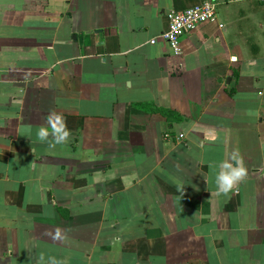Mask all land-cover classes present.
<instances>
[{"label":"crops","instance_id":"crops-1","mask_svg":"<svg viewBox=\"0 0 264 264\" xmlns=\"http://www.w3.org/2000/svg\"><path fill=\"white\" fill-rule=\"evenodd\" d=\"M204 1L0 0V264H264V2L150 42ZM53 110L66 144L36 140Z\"/></svg>","mask_w":264,"mask_h":264},{"label":"clouds","instance_id":"clouds-1","mask_svg":"<svg viewBox=\"0 0 264 264\" xmlns=\"http://www.w3.org/2000/svg\"><path fill=\"white\" fill-rule=\"evenodd\" d=\"M32 128L29 126L26 129V136L31 138ZM72 133L67 126V121L64 116L57 111H50L46 116V124L39 126L35 130L36 140L40 143H49L52 146L63 145L68 143ZM51 138V139H50ZM215 171L214 182L217 186V193L227 196L235 190L248 177V169L242 161L238 151H233L229 158L215 162L209 165ZM53 240L64 239V234L60 228H56L54 232L48 233ZM40 264H63L54 256L45 258L42 252L39 256Z\"/></svg>","mask_w":264,"mask_h":264},{"label":"built area","instance_id":"built-area-1","mask_svg":"<svg viewBox=\"0 0 264 264\" xmlns=\"http://www.w3.org/2000/svg\"><path fill=\"white\" fill-rule=\"evenodd\" d=\"M228 2H237L242 0H225ZM264 2V0H259ZM220 0H205L201 4L195 5L186 10H171L167 14L168 28L159 36L150 40L155 44L159 38L168 43L174 54L182 53V38L185 33L197 29L203 23L215 19L217 5ZM183 135H179L182 139Z\"/></svg>","mask_w":264,"mask_h":264}]
</instances>
